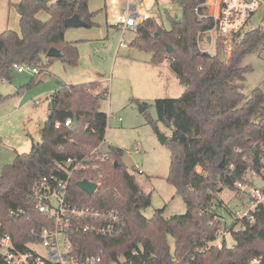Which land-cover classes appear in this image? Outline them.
Returning <instances> with one entry per match:
<instances>
[{
  "label": "trees",
  "instance_id": "trees-1",
  "mask_svg": "<svg viewBox=\"0 0 264 264\" xmlns=\"http://www.w3.org/2000/svg\"><path fill=\"white\" fill-rule=\"evenodd\" d=\"M89 1L22 0L14 4L20 16V33H0V84L12 81L14 64L39 69V75L21 87L19 94L54 62L76 67L80 53L77 43L65 38L72 28L66 22L75 18L77 27L92 28L97 13L90 11ZM172 1L182 10L181 18L169 16L170 29L155 18L139 21L130 47L150 53L153 65L168 63L186 89L178 99H157L155 106L158 121L172 131L166 144L171 152L167 183L182 197L187 213L167 218L165 210H160L152 218L145 217L143 211L152 203L151 194L140 187L136 168L123 164V151L109 146V159L92 164L98 166L95 170L92 166L87 172L76 173L71 191L81 206L116 212L125 226L113 237L79 236L76 253L102 256L108 263L121 255L132 257L137 250L140 255L132 257V264H249L253 258H261L264 264L263 206L254 213L252 224L247 218L227 226L214 222L216 217L223 218L221 209L227 210L220 193L224 189L240 191L237 184L248 171L264 169V92L259 87L248 92L247 75L252 70L242 66L248 54L264 45V32L259 28L240 32L234 39L233 53L223 61L221 40L214 55L198 46V33L215 25L211 17L199 20V15H209L207 0ZM42 11L49 14L47 21L38 18ZM166 44L174 48L173 54L167 53ZM52 48L60 51V58L47 57ZM106 97L108 91L99 82L63 85L52 96L42 141L33 144L29 153L17 152L14 162L2 169L0 223L18 247L22 248L28 231L40 219L33 195L36 184L51 174L59 175V164L83 158L104 142L108 116L101 110V101ZM6 98L0 93V104ZM76 118V130L64 126ZM57 123L62 124L58 129ZM84 180L99 185L93 196L78 187ZM19 208L26 215L12 218L10 210ZM222 227L231 234L232 246L226 241L221 247L211 244Z\"/></svg>",
  "mask_w": 264,
  "mask_h": 264
},
{
  "label": "rangeland",
  "instance_id": "rangeland-1",
  "mask_svg": "<svg viewBox=\"0 0 264 264\" xmlns=\"http://www.w3.org/2000/svg\"><path fill=\"white\" fill-rule=\"evenodd\" d=\"M8 1L0 0V8ZM132 1H89V9L91 3L93 13H97L93 19L95 25L92 28H69L73 33L69 38L72 39H66L77 43L80 61L76 67L54 62L21 94H16L18 89L29 84L35 76L28 71L22 74L14 71L12 81L0 84V93L7 97L0 104V174L4 166L14 162L17 152L29 153L33 144L42 141L40 128L49 119L50 99L59 88V81H71L73 85L101 82L108 91V97L101 101V110L108 116L101 150L105 152L109 146L121 149L123 164L131 170L137 167L144 172L135 175L142 190L152 196L150 207L143 211L145 217L152 218L160 210H165L167 218L181 216L187 213V206L177 195L175 187L167 183L170 148L162 145L157 135L159 132L170 138L172 131L158 121L155 101L178 99L186 89L168 63L153 65L149 62L150 53L130 47L134 32L117 27V17L125 14ZM145 8L165 29H170L169 16L181 18L182 15V10L172 0H147ZM39 17L46 20L49 15L42 11ZM263 27L264 8L261 7L247 30ZM12 28L20 30L14 17L9 18V25L0 26V33ZM201 48L204 52L211 49L213 55L217 53V44L207 36L203 38ZM242 66L252 70L247 75L248 92L258 87L264 92V45L248 54ZM35 99L40 100L38 105ZM141 107L145 108L143 112ZM220 200L227 207V210L219 211L226 223H239L237 213L243 215L248 207L245 193L224 189ZM226 243L233 245L231 234L226 236ZM170 246L174 252L172 239Z\"/></svg>",
  "mask_w": 264,
  "mask_h": 264
},
{
  "label": "built area",
  "instance_id": "built-area-1",
  "mask_svg": "<svg viewBox=\"0 0 264 264\" xmlns=\"http://www.w3.org/2000/svg\"><path fill=\"white\" fill-rule=\"evenodd\" d=\"M146 5L147 0H133L125 14L117 17V26L135 31L139 21L152 18L145 8ZM206 5L209 7V15H199V20L211 17L215 25L208 31L198 33L199 49L204 52L201 43L207 36L212 43L217 44L218 40H221L224 54L230 57L234 49V39L240 32L249 28L255 14L261 7L264 8V0H207ZM213 8L215 11L212 12ZM262 30L264 32V27ZM205 53L213 55L211 49ZM13 70L20 74L28 71L35 76L39 75L38 68L27 65L14 64ZM51 100L52 96L50 102ZM36 104L38 105L39 101H36ZM73 123L74 121L70 119L64 126L72 129ZM61 126L60 123L56 124L57 129ZM101 149L96 148L83 158L68 159L58 165L59 175L51 174L36 184L33 195L36 213L40 219L35 221L28 231L27 240L22 248L17 246L13 235L5 230L3 223H0V264H132V257L140 255L139 251L135 250L132 257L121 255L116 261L108 263L102 256L76 253L75 242L79 236L93 234L97 237H113L119 235L125 226V222L116 212L94 211L74 201L71 191L72 178L76 173L90 170L92 164L97 161H107L108 152ZM97 168V165L93 166V170ZM136 171L140 175L144 174L137 167ZM88 181L94 183L92 180ZM237 187L245 193L248 207L243 215L237 213L236 216L240 218L239 220L247 218L252 224L255 221L254 213L261 206L264 207V169L261 172L248 171L244 181L239 182ZM9 215L12 218H20L25 216L26 212L22 208L12 209ZM214 222L228 225L224 218L216 217ZM228 234L229 231L222 227L218 231L217 239L211 244L221 247ZM262 263L261 258H253L249 262Z\"/></svg>",
  "mask_w": 264,
  "mask_h": 264
},
{
  "label": "water",
  "instance_id": "water-1",
  "mask_svg": "<svg viewBox=\"0 0 264 264\" xmlns=\"http://www.w3.org/2000/svg\"><path fill=\"white\" fill-rule=\"evenodd\" d=\"M38 2H41V3H49L51 0H37ZM180 22V21H179ZM66 24L69 26V27H77L79 22L77 21V19H71V20H68L66 22ZM166 47V50H167V53L168 54H173L174 52V48L171 47L170 45L166 44L165 45ZM47 57L48 58H60L61 57V53L58 49L56 48H52L48 54H47ZM222 60L225 61L226 60V55L223 54L222 55ZM145 110L144 107H141L140 108V111L143 112ZM77 125H78V120L77 118L74 120V123L72 125V130H76L77 128ZM46 127V123H43L41 128H40V132H42ZM158 138L161 142L162 145H166L168 143V140L169 138L166 137L165 135L161 134L158 132ZM116 166L118 167V164H116ZM78 187L84 191L85 193H87L89 196H93L95 194V192L97 191L98 189V185L95 184V183H92V182H89L88 180H84V181H81L78 183Z\"/></svg>",
  "mask_w": 264,
  "mask_h": 264
},
{
  "label": "crops",
  "instance_id": "crops-1",
  "mask_svg": "<svg viewBox=\"0 0 264 264\" xmlns=\"http://www.w3.org/2000/svg\"><path fill=\"white\" fill-rule=\"evenodd\" d=\"M22 0H9L8 2H4V3H2V7L0 8V26H6V25H9V18L10 17H14V18H16L17 19V21L19 22V26H20V16H19V14L18 13H16L17 11H15L16 9L12 6V4L14 5V4H17V3H19V2H21ZM132 3V2H131ZM13 8V9H12ZM15 9V10H14ZM90 9L92 10V5H91V3H90ZM213 11H215V8H213L212 9V12ZM92 12H94L93 10H92ZM6 14V15H5ZM49 15V14H48ZM152 15V14H151ZM38 18L40 19V20H42L40 17H39V14H38ZM50 18V16L46 19V20H42V21H47L48 19ZM152 18H154L153 17V15H152ZM72 28H76V27H72ZM79 28V27H78ZM7 30H10V29H7ZM127 30H130V31H132V32H134L135 33V31H133V30H131V29H127ZM11 31H15V32H18V33H20V30L19 31H17V30H15L14 28H12V30ZM72 31H70V30H68V31H66V34H65V38L66 39H72V38H69V37H72L71 35L73 34V33H71ZM149 62H150V60H149ZM73 82H62V81H59V88L57 89V90H55V92L56 91H58L63 85H68V86H70V85H73L72 84ZM100 84H101V87L103 88V89H106L104 86H103V84L101 83V82H99ZM79 85H81V84H79ZM54 92V93H55ZM53 93V94H54ZM16 94H19V89H18V91H17V93ZM53 94H52V96H53ZM36 101H40L39 99H35L34 100V102H35V104H36Z\"/></svg>",
  "mask_w": 264,
  "mask_h": 264
}]
</instances>
